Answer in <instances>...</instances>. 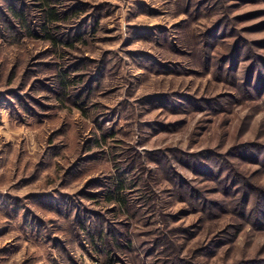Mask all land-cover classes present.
I'll return each mask as SVG.
<instances>
[{
	"label": "rangeland",
	"instance_id": "rangeland-1",
	"mask_svg": "<svg viewBox=\"0 0 264 264\" xmlns=\"http://www.w3.org/2000/svg\"><path fill=\"white\" fill-rule=\"evenodd\" d=\"M247 196L264 0H0V264H264Z\"/></svg>",
	"mask_w": 264,
	"mask_h": 264
},
{
	"label": "trees",
	"instance_id": "trees-1",
	"mask_svg": "<svg viewBox=\"0 0 264 264\" xmlns=\"http://www.w3.org/2000/svg\"><path fill=\"white\" fill-rule=\"evenodd\" d=\"M50 17L54 20V19H56V15H55V12L54 11H52V12H50ZM120 185H121V187H120V189H124V181H121V183H120ZM245 200H247V201H245ZM246 203V204H245ZM127 204V202H125L124 200H122V205H126ZM242 204H240V206H241ZM245 206L247 207V208H249V206L251 207V209H250V213H253V211L255 212V213H257L258 212V214H257V216H261V215H263V217H264V214L262 213V211H261V209H259L258 207H259V202H258V200L257 201H253V200H251L250 198H248V196L246 197V199H244V204H243V211H244V213H245ZM261 208V207H260ZM244 217V216H243Z\"/></svg>",
	"mask_w": 264,
	"mask_h": 264
}]
</instances>
